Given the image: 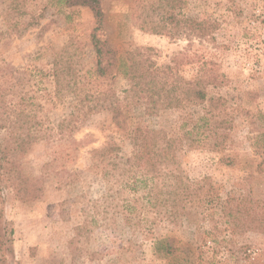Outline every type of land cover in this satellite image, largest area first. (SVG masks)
<instances>
[{
    "label": "rangeland",
    "instance_id": "rangeland-1",
    "mask_svg": "<svg viewBox=\"0 0 264 264\" xmlns=\"http://www.w3.org/2000/svg\"><path fill=\"white\" fill-rule=\"evenodd\" d=\"M80 1L0 0V148L10 137L33 135L36 120L42 135L18 157L25 175L41 179L37 197L17 199L0 183V264H264V0L187 1V15L219 20L214 39L194 38L190 51L216 55L227 83L209 92L233 96L230 106L239 111L224 148L184 145L168 166L196 182L169 219L141 190L135 203L127 202V189L105 198L126 179L108 165L106 181L89 152L103 140L106 114L92 115L75 133L90 138L75 153L52 130L70 101L53 96L54 60L83 68L95 61L94 11ZM154 1L100 0L97 35L108 46L153 48L152 59L167 63L188 40L140 29L133 12L148 14ZM104 82L124 86L119 77ZM181 114L168 110L155 122L177 135Z\"/></svg>",
    "mask_w": 264,
    "mask_h": 264
},
{
    "label": "trees",
    "instance_id": "trees-1",
    "mask_svg": "<svg viewBox=\"0 0 264 264\" xmlns=\"http://www.w3.org/2000/svg\"><path fill=\"white\" fill-rule=\"evenodd\" d=\"M65 1L69 5L73 3V0ZM187 1L156 0L148 4V14L141 16L133 12L140 29L188 40V46L173 54L167 63L157 64L151 56L153 48L108 46L96 33L103 28L100 0H81L94 11L96 25L90 43L95 61L92 66L83 68L73 61L55 59L51 73L54 98L68 95L70 99L68 113L52 128L68 139L70 152L75 153L89 143L90 138L83 141L74 138L89 117L102 113L108 117L100 146L89 152L95 153L102 164L106 181H110L108 165L113 173L126 179L117 190L109 188L105 198L127 189V202L135 203L140 200L137 191L141 190L152 209L156 212L159 209L168 219L178 216L179 205L193 193L191 186L196 185L191 179L169 170L168 166L177 163L184 145L189 149L211 151L224 148L239 111L236 106H230L233 96L209 92L227 83L216 55L198 53L197 49L190 51L194 38L199 41L214 39L219 20L210 15L201 18L187 15L184 11ZM117 77L124 80V86L119 89L104 82ZM172 109L182 113L180 122L174 127L177 135H169L164 126L155 122L161 114ZM33 125L36 127L33 135L24 132L21 136L10 137L7 145L0 148V183L11 189L17 199L26 201L35 199L41 189L40 177L25 175L18 162L19 155L42 137L40 121L36 120ZM105 125L103 122L102 126ZM123 147L126 150L121 153ZM224 159L230 161L225 154L220 157L221 161ZM128 203L125 209L134 210Z\"/></svg>",
    "mask_w": 264,
    "mask_h": 264
}]
</instances>
